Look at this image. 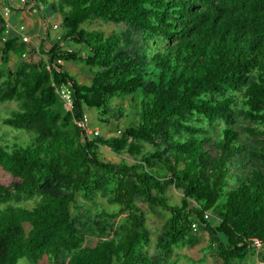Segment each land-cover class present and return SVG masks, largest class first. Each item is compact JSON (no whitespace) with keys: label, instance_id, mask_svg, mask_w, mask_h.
Segmentation results:
<instances>
[{"label":"trees","instance_id":"obj_1","mask_svg":"<svg viewBox=\"0 0 264 264\" xmlns=\"http://www.w3.org/2000/svg\"><path fill=\"white\" fill-rule=\"evenodd\" d=\"M33 3L59 17L53 43L48 25L30 49L0 18V102L18 104L2 123L32 136L0 144V264H177L202 233L221 264L264 262V0ZM93 109L104 131L87 129Z\"/></svg>","mask_w":264,"mask_h":264},{"label":"rangeland","instance_id":"obj_2","mask_svg":"<svg viewBox=\"0 0 264 264\" xmlns=\"http://www.w3.org/2000/svg\"><path fill=\"white\" fill-rule=\"evenodd\" d=\"M51 1V0H50ZM33 4H29L24 10H23V15L27 16L24 17H19L18 15L11 13L8 16H4V9H1V14L3 16V19L5 20L7 24V31L13 30L16 34L17 28H19L20 25L25 26V35L28 38V42L25 44L28 45V47L31 48H37L39 45V41L41 38V35L38 36L36 31H41L42 35L46 29V26H50V36L47 39V43H53L54 40H56L59 36L60 31L58 29L53 30L52 26L54 24H58L59 22V17H55L54 15H49L50 9L45 8L42 6V9L44 10V14H47V20L43 21L42 18L40 17V14H35L33 10ZM42 13V12H41ZM39 16V18H38ZM13 18V19H12ZM1 25V23H0ZM92 28L98 29L103 31L106 35H109L113 33L114 31H118L119 29H122L123 26L120 25H113V24H101V23H96ZM28 51L27 55L24 57L28 61H33V62H38L41 59V55L35 51V53H31V51ZM16 56L11 55L10 61L8 63L9 67H14L16 64ZM62 62V61H61ZM64 64V71L70 73V75L74 76L77 81L80 83L87 84L90 81L91 74L83 68V66L79 63H73L71 60L65 61ZM18 108V104L16 101H11V102H0V144L2 145H8L14 142L15 140L18 143L26 144L28 139L31 140V135L23 130H15L11 127L5 126L2 122L3 119L7 118L8 116L11 115L13 111H15ZM86 115L88 117V123L87 129L90 131H104L105 126L102 123H99L97 120L98 117V111L96 109L93 110H86ZM124 159H126L127 162H132L131 158L128 157L127 155L123 156ZM101 158L110 161L113 163H118L120 161V157L112 154L109 150L107 149H101ZM0 182L3 184H9L11 182V177L7 173H5L1 168H0ZM172 190V189H171ZM173 199L175 202H179V196L178 194H172ZM101 200L99 201H94L93 203H85L82 199H79L80 206L76 208V212L79 213L80 215H86V209L89 210V213L92 215L96 214V208L95 205L96 203H100ZM105 204V202L103 201ZM26 206H29L31 204H24ZM84 205V206H83ZM75 209V208H74ZM74 211V210H73ZM148 225L152 229L156 230L158 228V220L156 217L152 216L148 220ZM28 228V227H27ZM207 240L208 237L205 233H202L200 235V242L198 245H196L193 248H183L180 250H177L178 253L177 255L181 256L179 262L177 264H196L197 261L201 260L203 258V253H205V262L203 264H221V261L218 259L217 256L211 255L208 252H203L202 250H205L207 247ZM17 264H29L27 260L21 259L18 261ZM40 264H49L47 262V259L45 258L43 261L40 262ZM247 264H264L263 261H261L260 258H257L255 255H250L248 256Z\"/></svg>","mask_w":264,"mask_h":264},{"label":"built area","instance_id":"obj_3","mask_svg":"<svg viewBox=\"0 0 264 264\" xmlns=\"http://www.w3.org/2000/svg\"><path fill=\"white\" fill-rule=\"evenodd\" d=\"M28 0H13L14 5H11V7H15V8H20V9H25L26 8V3ZM34 6V3H33ZM10 5H6L4 6V16H8L10 14ZM34 13L37 12V9L34 7V9L32 10ZM25 29V26L20 25L19 26V31H23ZM22 41L24 43L28 42V38L26 36H23ZM59 63H61L59 61ZM59 96L60 98L63 100L66 109L67 110H71L72 109V97H71V92L64 86H62L61 88H59ZM84 119L87 120V116L84 115ZM81 126L83 125L82 123H80ZM94 134H96V132H94ZM204 218L208 219L209 216L206 214L204 216ZM193 228L196 229L197 226L193 225Z\"/></svg>","mask_w":264,"mask_h":264},{"label":"crops","instance_id":"obj_4","mask_svg":"<svg viewBox=\"0 0 264 264\" xmlns=\"http://www.w3.org/2000/svg\"><path fill=\"white\" fill-rule=\"evenodd\" d=\"M14 5V2H13V0H0V18H3V16H2V14H1V9L2 8H4V6H6V5ZM17 9V8H16ZM11 13H14V14H18V16L19 17H22V15H23V11H20L19 9L18 10H13V11H11ZM10 13V14H11ZM20 14V15H19ZM24 16V15H23ZM24 17H27V16H24ZM13 19V18H12ZM1 23V22H0ZM0 27H1V25H0ZM13 33H15L13 30H11V31H7V34L9 35H11V34H13ZM36 33L38 34V36H40V35H42V33H41V31H36Z\"/></svg>","mask_w":264,"mask_h":264},{"label":"clouds","instance_id":"obj_5","mask_svg":"<svg viewBox=\"0 0 264 264\" xmlns=\"http://www.w3.org/2000/svg\"><path fill=\"white\" fill-rule=\"evenodd\" d=\"M11 13V12H10Z\"/></svg>","mask_w":264,"mask_h":264}]
</instances>
